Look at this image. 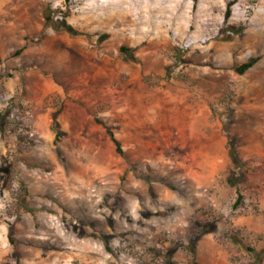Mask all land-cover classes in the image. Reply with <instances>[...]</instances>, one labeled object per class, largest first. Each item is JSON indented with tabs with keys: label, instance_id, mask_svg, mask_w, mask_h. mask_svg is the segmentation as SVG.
Wrapping results in <instances>:
<instances>
[{
	"label": "rangeland",
	"instance_id": "374dc122",
	"mask_svg": "<svg viewBox=\"0 0 264 264\" xmlns=\"http://www.w3.org/2000/svg\"><path fill=\"white\" fill-rule=\"evenodd\" d=\"M174 1L0 0V264H264V0Z\"/></svg>",
	"mask_w": 264,
	"mask_h": 264
},
{
	"label": "trees",
	"instance_id": "16d2710c",
	"mask_svg": "<svg viewBox=\"0 0 264 264\" xmlns=\"http://www.w3.org/2000/svg\"><path fill=\"white\" fill-rule=\"evenodd\" d=\"M231 17V5H228L226 13H225V19L229 20ZM47 26H49L48 24H46ZM63 30L67 31L68 33H70L71 35H73V31L71 28L66 27V26H62ZM23 53V50H20L18 52L15 53L14 56H20ZM120 54L123 55L124 57H126L128 60L133 61V56H132V50L126 48V47H121L120 48ZM258 63V59H251L249 62L244 63L240 66H236L234 67V71L239 74V75H244L246 74L250 69H252L256 64ZM10 77V76H9ZM10 109H6L4 112H0V133L6 131L7 125H8V121L10 118ZM53 127L52 130L55 133V145L57 146L60 142L61 139V133L58 131L56 123H53ZM108 135L112 141V143L114 144L115 148H116V152L119 156H123L122 150H121V146L119 144V142L114 138L113 134L108 131ZM229 157L231 158V161L235 167V169H241L243 164L242 161L240 159V157L238 156V153L236 152V148H235V144H233V142L229 143ZM241 196L238 198L237 203L235 208H238L240 203H241ZM14 232V228L11 227L9 229V233H8V240L9 243L13 246V240H12V234ZM238 243V242H237ZM239 244V243H238Z\"/></svg>",
	"mask_w": 264,
	"mask_h": 264
},
{
	"label": "bare ground",
	"instance_id": "6f19581e",
	"mask_svg": "<svg viewBox=\"0 0 264 264\" xmlns=\"http://www.w3.org/2000/svg\"><path fill=\"white\" fill-rule=\"evenodd\" d=\"M174 1V0H173ZM142 2V1H141ZM175 2V1H174ZM103 4H105V5H109V4H107V3H103ZM121 4V3H120ZM123 4H125V5H128L129 3H128V0H123ZM131 7V6H130Z\"/></svg>",
	"mask_w": 264,
	"mask_h": 264
}]
</instances>
